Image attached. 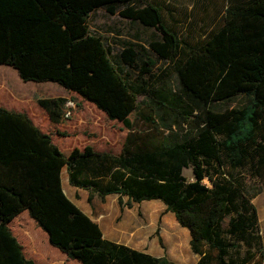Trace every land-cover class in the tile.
<instances>
[{"label": "trees", "instance_id": "trees-1", "mask_svg": "<svg viewBox=\"0 0 264 264\" xmlns=\"http://www.w3.org/2000/svg\"><path fill=\"white\" fill-rule=\"evenodd\" d=\"M135 1L0 0V65L11 67L22 81L57 84L128 130L117 154L87 145L65 152L25 113L0 107V264H34L8 228L22 210L51 246L79 264H175L103 239L97 224L63 194V165L69 183L88 190V200L92 193L101 199L115 193L119 206L127 208L131 202L160 201L187 229L197 264H206L211 250L216 264H264L256 209L221 178L223 167L245 168L253 178L255 169L264 166V136L259 137L260 128L264 131V0H227L222 24L200 44H182L156 5ZM117 4L125 6L117 10ZM98 7L159 32L148 50L174 63L179 92L199 112L190 116L175 99L150 102L167 109L177 125L192 126L194 133L185 130L168 141L135 133L136 120L151 118L139 112V84L120 67L150 72L155 60L129 45L113 61L102 37L87 27L89 13ZM181 51L183 58L175 63ZM238 94L246 99L239 107L208 108ZM65 102H40L50 123L61 122ZM226 215L224 232L231 242H224L218 229ZM238 242L246 246V255L226 258Z\"/></svg>", "mask_w": 264, "mask_h": 264}, {"label": "rangeland", "instance_id": "rangeland-1", "mask_svg": "<svg viewBox=\"0 0 264 264\" xmlns=\"http://www.w3.org/2000/svg\"><path fill=\"white\" fill-rule=\"evenodd\" d=\"M153 4L160 9L164 25L176 34L181 43L200 44L206 40L211 32L223 22L224 8L227 0H136L135 5ZM125 4H117V10ZM87 27L90 32L102 37L105 45L110 49L113 61L118 59L119 51L132 45L138 52H144L155 64L150 72H140L137 66L125 67L121 65L122 73L130 80L139 84L137 101L139 112L150 115L151 122L136 120L133 123L135 133L168 141L173 137H180L186 133H194L190 125H177L173 115L165 108L157 109L150 99H157L161 103H169L172 99L183 104L185 110L193 116L199 112L198 106L179 92L176 84L173 66L174 63L158 58L148 50L150 40L159 39V32L154 27L144 26L137 21L120 17L117 12L109 14L104 7H98L89 13ZM183 51L176 57L175 63L183 58ZM66 100L65 113L61 122L50 123L47 113L40 105L45 100ZM244 95H235L229 100L210 103L208 108L213 111H223L236 108L245 103ZM148 103L146 106L144 103ZM0 107L25 113L30 120L44 132L50 134L51 139L62 151L72 148L81 149L90 146L94 150H106L117 154L122 141L128 132L122 124L109 120L106 116L88 101L82 100L74 93L64 90L52 82L22 81L15 70L9 66L0 65ZM150 108V109H149ZM132 119V117H130ZM171 125H173L171 127ZM259 137L264 136L263 129L259 130ZM264 156V154H263ZM245 168L231 170L222 168L221 178L235 190H241L250 203L256 208L258 229L264 242V166H258L252 176ZM203 183L209 186L206 179ZM230 215L224 216L218 229L224 242L233 241L225 235L224 230ZM114 228L122 225L120 238L127 244L144 250L150 254H162L163 257L175 264H197L199 256L190 251L188 237L185 239L184 228L180 227L173 215L164 211L161 202L157 200H143L133 203L129 208L124 207L115 218ZM171 226L176 229H171ZM12 235L20 242L24 253L29 254L30 238L26 234L43 232L30 219L24 210L8 223ZM186 235V234H185ZM182 247L178 249V239ZM38 239V238H37ZM187 240V241H186ZM45 252L54 257L46 243ZM239 248L228 250L226 258L239 260L246 255V246L237 243ZM264 244V243H263ZM40 248V245H37ZM59 252L57 249H55ZM254 251V249H249ZM60 253V252H59ZM215 251H210L206 264H216ZM68 262L73 260L66 259Z\"/></svg>", "mask_w": 264, "mask_h": 264}, {"label": "crops", "instance_id": "crops-1", "mask_svg": "<svg viewBox=\"0 0 264 264\" xmlns=\"http://www.w3.org/2000/svg\"><path fill=\"white\" fill-rule=\"evenodd\" d=\"M100 112H102V111H100ZM96 151L108 152L106 150H96ZM59 180H60V187H61L63 194L82 213H84L91 221H93L94 223L97 224V226L100 229L101 236L103 239L110 241V242H113V243H116V244L124 245L126 247L131 248V249H135V250H138V251H141L144 253H148L144 250L137 249L136 247L131 246V245H129L126 242L121 240L120 232H122L121 231L122 225H120L118 230L114 228L113 224H114L115 218L119 215L120 211H122L123 208L125 207V206H122V207L119 206V204L117 202V198H118L117 194L108 193V194L103 195V198L101 199L96 194L92 193L90 195V199L88 200L89 192L87 189L82 188V187L73 186L69 183L66 165H63L60 168ZM125 199H126L125 197H122V201H125ZM133 203L134 202H131V205ZM22 211H24V210H22ZM20 213H18L17 215H19ZM15 217H13L12 219H14ZM257 225H258V220H257ZM171 229L176 231V229L172 226H171ZM183 234L185 236V239L187 237L189 239V233H188L187 229L184 228ZM26 235H28V237L30 238L29 254L24 253L20 242L16 239L21 246V250H22V253H23L25 258L32 260L34 264H67V262H66L67 258L65 256V254L60 252L55 247L54 248L57 249L60 253L57 252L55 249L50 248L51 252L53 254H55L54 257H50L46 253H44L45 247L47 245L46 243H48L47 235L44 231L43 232L37 231L35 234H32V235L26 234ZM260 240H261V245L264 247V244H263L264 242H263V239L261 236H260ZM38 244L40 245V248L37 246ZM48 245H50V244L48 243ZM177 246H178L177 250H180V248L182 247L180 239H178V245ZM148 254H150V253H148ZM150 255H152V254H150ZM152 256L163 257L162 254H153ZM69 260H73V262L70 261V262H68V264H79V262L75 259H69Z\"/></svg>", "mask_w": 264, "mask_h": 264}]
</instances>
